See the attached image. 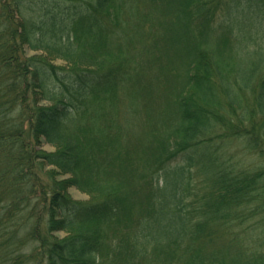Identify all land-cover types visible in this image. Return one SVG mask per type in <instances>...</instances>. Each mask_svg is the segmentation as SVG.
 Returning <instances> with one entry per match:
<instances>
[{"label": "trees", "instance_id": "trees-1", "mask_svg": "<svg viewBox=\"0 0 264 264\" xmlns=\"http://www.w3.org/2000/svg\"><path fill=\"white\" fill-rule=\"evenodd\" d=\"M260 30L264 0H0V264H264Z\"/></svg>", "mask_w": 264, "mask_h": 264}, {"label": "rangeland", "instance_id": "rangeland-1", "mask_svg": "<svg viewBox=\"0 0 264 264\" xmlns=\"http://www.w3.org/2000/svg\"><path fill=\"white\" fill-rule=\"evenodd\" d=\"M221 19H223V13H221V12H218L217 13V19L215 20V21H222ZM251 42H252V44L251 45H257V46H259V45H262L263 47H264V45H263V41H262V38L264 37V30L263 31H258L257 33H253V31H251ZM264 49V48H263ZM30 53H32V52H30ZM55 64L56 65H66V63L64 62V61H61V60H56L55 61ZM41 105H49L50 104V102L48 101V100H40V102H39ZM233 142V141H232ZM231 143V142H230ZM237 144H235V145H233V144H229L228 145V149L229 150H231L232 152L231 153H233V152H235V155H236V153L239 151V152H241L240 150H242L243 148L240 146V145H237ZM40 150H42L43 152H52V151H54L55 150V147L54 146H51V145H47V144H44V143H42L40 146ZM234 150V151H233ZM238 150V151H237ZM237 153V155L238 156H240V153ZM242 154H244V153H242ZM238 158V157H237ZM236 157L234 158V160H236L237 162H238V160L239 159H237ZM251 158L250 157H247L245 160L246 161H243V163L244 164H250V163H253L254 161H252V160H250ZM252 161V162H251ZM239 164V163H238ZM50 167L51 166H45V168L46 169H50ZM68 194H69V196H71V198L72 199H74V200H77V201H89V200H91L92 201V195L90 196V195H88V194H86V193H83V192H80V191H78L77 189H75V188H69V190H68Z\"/></svg>", "mask_w": 264, "mask_h": 264}]
</instances>
